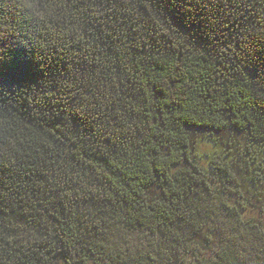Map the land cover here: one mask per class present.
Masks as SVG:
<instances>
[{"label": "trees", "instance_id": "trees-1", "mask_svg": "<svg viewBox=\"0 0 264 264\" xmlns=\"http://www.w3.org/2000/svg\"><path fill=\"white\" fill-rule=\"evenodd\" d=\"M146 5H70L55 23L29 20L15 0L0 9L11 54L50 69L20 92L52 93L43 128L25 126L30 101L14 107L20 124L10 137L15 155L0 163L8 210L0 219L18 225L8 235L19 239L3 264L264 260V98L242 71L264 23L260 2L218 5L223 23L198 35L195 48L175 13ZM147 137L169 146L165 159H153L149 143L137 146ZM201 142L212 150L199 152Z\"/></svg>", "mask_w": 264, "mask_h": 264}, {"label": "snow or ice", "instance_id": "snow-or-ice-1", "mask_svg": "<svg viewBox=\"0 0 264 264\" xmlns=\"http://www.w3.org/2000/svg\"><path fill=\"white\" fill-rule=\"evenodd\" d=\"M9 0H0V9H2ZM130 2V0H128ZM233 0H148L149 11H155L158 15L175 13L180 18L182 24L186 25L189 31L190 40L187 42L192 45L193 48L197 45L198 35H207L209 31H213L215 26L222 24L220 15L227 8ZM239 4L247 8H252L255 5L256 0H238ZM261 8L260 11L264 12V0H259ZM99 0H15L17 8L23 10L25 16L29 20L33 21H51L55 23L60 17L63 16V9L72 5L80 7L81 11H86L92 7L93 4H98ZM224 5V8L218 5ZM146 5V6H148ZM115 6L113 2V7ZM202 7L204 11L202 13L197 12L195 9ZM232 11H239V8L233 7ZM242 15V13H241ZM51 27V24L49 25ZM257 39L251 46V61L248 68L243 69V72H247L251 79H247V87L251 88L256 96L264 98V51H261L259 55H256V45H260L261 49H264V23L256 29ZM247 39V38H246ZM15 47L13 43V35L10 31L9 22L6 20H0V163H3L7 154L15 155L12 149L15 147L14 139H10L13 136V125L19 126L20 121L16 118L14 113L15 105H20L23 108L25 102L30 101L28 108L24 110V115L28 116V122L26 127H40L48 124V111L50 106L44 104L43 101L46 97L51 96L52 93H44L43 96L33 95L28 96V89L25 88L23 93L20 92L22 82H26L35 77L37 73L50 71L45 64L43 67L39 65H33L30 62L21 60L12 55V49ZM225 51H231V48L225 49ZM73 93V97H75ZM15 102V103H14ZM75 103V100L73 101ZM170 103V101H169ZM95 107V105H92ZM80 111V109H77ZM57 116L60 114L57 113ZM227 121H225L226 123ZM256 123V121H252ZM60 123H63L61 121ZM79 123V122H77ZM52 128L59 131L60 124L53 122ZM51 131V129H49ZM139 133V129L136 130ZM63 135V133H62ZM161 134H156L158 139ZM264 135V134H262ZM65 139H68L65 136ZM151 137L137 139L136 143L139 147L144 143H149ZM149 147L152 150L151 154L153 159L159 155L162 159L164 152L169 151L167 144L149 143ZM18 151V149H17ZM16 163L15 160L11 161ZM89 163H91L89 161ZM66 183L71 187L75 186L76 182L72 181L69 177ZM80 189L77 187L76 189ZM71 195V193H66ZM8 214L6 208L0 207V217H4ZM17 219H23L17 217ZM18 227L16 224L9 223L5 226L4 219H0V255L4 251L11 247L10 241L19 239L15 236H9L8 232L11 229ZM18 246V245H17ZM44 253H41L43 256ZM260 253L256 254V258L260 257ZM52 259H57L56 254H52ZM3 264V261H0ZM261 264H264L262 260Z\"/></svg>", "mask_w": 264, "mask_h": 264}, {"label": "rangeland", "instance_id": "rangeland-1", "mask_svg": "<svg viewBox=\"0 0 264 264\" xmlns=\"http://www.w3.org/2000/svg\"><path fill=\"white\" fill-rule=\"evenodd\" d=\"M211 150H212V147L207 142L199 143V146H198L199 152L211 151ZM234 264H243V263H234ZM245 264H261V263H245Z\"/></svg>", "mask_w": 264, "mask_h": 264}]
</instances>
